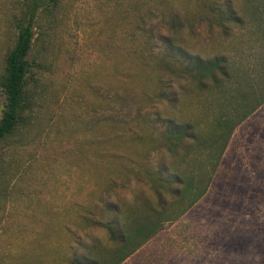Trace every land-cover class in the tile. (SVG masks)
I'll list each match as a JSON object with an SVG mask.
<instances>
[{
    "label": "rangeland",
    "instance_id": "374dc122",
    "mask_svg": "<svg viewBox=\"0 0 264 264\" xmlns=\"http://www.w3.org/2000/svg\"><path fill=\"white\" fill-rule=\"evenodd\" d=\"M5 2L0 72L15 41ZM232 2L244 24L222 28L197 0H63L47 91L33 123L0 151V264H73L87 253L116 264L122 252L108 229L83 217L102 218L106 200L119 203L126 223L135 220V207H159L146 171L129 168L124 158L148 169L168 166L195 184L204 178L206 192L180 216L171 214L190 200L170 205L157 233L120 264H264V0ZM254 2L262 10L254 11ZM174 11L181 26L170 25ZM139 15L194 56L226 55L230 78L201 88L191 76L168 73L163 83L176 101L154 97L158 71L141 72L124 51ZM125 111L133 118L127 130L120 123ZM161 115L192 123L199 140H186L179 152L156 149L147 118ZM137 134L144 142L129 141ZM105 148L118 156L105 158Z\"/></svg>",
    "mask_w": 264,
    "mask_h": 264
},
{
    "label": "trees",
    "instance_id": "16d2710c",
    "mask_svg": "<svg viewBox=\"0 0 264 264\" xmlns=\"http://www.w3.org/2000/svg\"><path fill=\"white\" fill-rule=\"evenodd\" d=\"M257 3L253 4L254 11L262 10V6L260 7ZM5 4L7 5L4 10L6 28L7 31L14 32L15 41L7 50L4 66L0 72V151L17 134L33 123L35 110L47 91L48 78L53 73L54 67L49 50L53 42L52 35L62 19L63 0H6ZM153 4L154 8L158 9L157 5ZM197 5L202 14L206 17L212 15L222 28L228 26L227 23L244 24L243 17L232 0H197ZM141 7L140 3L136 5L137 14L141 12ZM154 8L149 9L150 21L155 13ZM170 21L173 27L182 25L177 11L173 12ZM133 29L126 36L128 45L124 51L129 57L139 60L141 72H147L151 68L158 71L159 89L154 97H167L176 101L174 92H167L163 83V77L168 73L176 77L191 76L199 82L201 88H219L231 76V65L226 55H216L211 58L194 56L182 46L178 38L174 39L168 33L161 34L154 26H148L143 15L137 17ZM121 99L124 102V108H129V98L121 95ZM128 116L130 113L125 111V116L120 120L125 130L133 122V118ZM107 119L111 125L116 122L113 116ZM147 119L152 130L149 137L157 141L156 149L165 147L170 152H179L187 148H184L186 140H199L195 126L190 122L177 121L162 115L159 121L150 120L149 117ZM162 122L165 123L164 127ZM157 133L159 136L155 135ZM145 137V135L137 134L130 137L129 141L137 140L140 143ZM223 151L222 146L218 157ZM104 154L105 158L118 156L110 148H105ZM124 162L129 164L131 169H137V166L146 171L158 196L159 207L153 210V214L135 207L133 210L135 220L132 223H126L120 217L123 210L119 203L106 200L101 206L102 218L83 217L88 225H103L108 229L111 239L116 243L114 250L117 253L122 252L116 264L123 262L157 233L161 228L160 219L166 217L165 213L170 205L190 200L185 208L171 214L172 217L180 216L206 192L204 178H196L195 184L194 178L168 172V166L148 169L140 167L129 158H124ZM195 188L196 193L193 192ZM154 217L158 219L157 222L152 220ZM88 254L75 257L72 263L105 264L106 257L103 260L104 258H93Z\"/></svg>",
    "mask_w": 264,
    "mask_h": 264
},
{
    "label": "crops",
    "instance_id": "0c3cea01",
    "mask_svg": "<svg viewBox=\"0 0 264 264\" xmlns=\"http://www.w3.org/2000/svg\"><path fill=\"white\" fill-rule=\"evenodd\" d=\"M68 260V259H67Z\"/></svg>",
    "mask_w": 264,
    "mask_h": 264
}]
</instances>
